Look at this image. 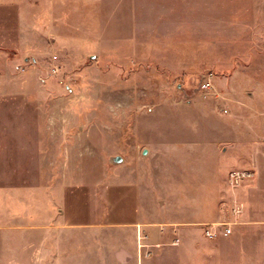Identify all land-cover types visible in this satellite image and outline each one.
<instances>
[{"label": "rangeland", "instance_id": "obj_1", "mask_svg": "<svg viewBox=\"0 0 264 264\" xmlns=\"http://www.w3.org/2000/svg\"><path fill=\"white\" fill-rule=\"evenodd\" d=\"M255 69L264 72V0H0V128L77 125L87 152L83 132L94 127L89 151L112 166L125 154L115 130L137 127L134 142L154 139L153 125H198L213 105L204 94ZM10 135L0 133L1 241L42 219V192L56 185L41 179L34 143L19 148ZM95 168L103 177L104 165Z\"/></svg>", "mask_w": 264, "mask_h": 264}, {"label": "crops", "instance_id": "obj_2", "mask_svg": "<svg viewBox=\"0 0 264 264\" xmlns=\"http://www.w3.org/2000/svg\"><path fill=\"white\" fill-rule=\"evenodd\" d=\"M225 84L204 94L213 105L200 108L198 125H153L145 129L154 139L134 142L128 134L137 127L115 130L125 151L116 166L90 153L94 127L83 132L87 152L77 125L1 127L19 148L34 143L41 179L56 185L42 192L39 222L0 240V264H161L164 244L166 264H264V218L257 216L264 213V72L237 73ZM178 132L185 139L170 135ZM234 172L249 175L235 182Z\"/></svg>", "mask_w": 264, "mask_h": 264}, {"label": "built area", "instance_id": "obj_3", "mask_svg": "<svg viewBox=\"0 0 264 264\" xmlns=\"http://www.w3.org/2000/svg\"><path fill=\"white\" fill-rule=\"evenodd\" d=\"M210 78H211V77H208V80H207V81H204V82L202 83V88H203V89H207V90H209V89H212V88H213L212 83H211V80H209ZM248 175H249V174L246 173V172H234V173H232V177H233V179L235 180V182H238L239 179H241V178H243V177H245V176H248ZM231 232H232V229H231L230 227H226V228L224 229V234H225V235H228V234H230ZM206 233H207L208 235H212V234H213V232H212L209 228H207ZM143 247H147V245H146V244H140V248H143Z\"/></svg>", "mask_w": 264, "mask_h": 264}]
</instances>
